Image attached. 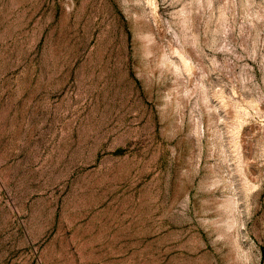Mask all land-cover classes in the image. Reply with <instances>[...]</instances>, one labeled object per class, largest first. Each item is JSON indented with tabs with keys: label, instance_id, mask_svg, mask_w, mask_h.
Listing matches in <instances>:
<instances>
[{
	"label": "rangeland",
	"instance_id": "374dc122",
	"mask_svg": "<svg viewBox=\"0 0 264 264\" xmlns=\"http://www.w3.org/2000/svg\"><path fill=\"white\" fill-rule=\"evenodd\" d=\"M0 264H264V0H0Z\"/></svg>",
	"mask_w": 264,
	"mask_h": 264
}]
</instances>
